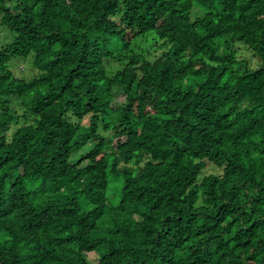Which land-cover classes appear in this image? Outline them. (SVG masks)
<instances>
[{
  "label": "trees",
  "instance_id": "obj_1",
  "mask_svg": "<svg viewBox=\"0 0 264 264\" xmlns=\"http://www.w3.org/2000/svg\"><path fill=\"white\" fill-rule=\"evenodd\" d=\"M0 16V264H264V0H0ZM26 59L29 78L11 69Z\"/></svg>",
  "mask_w": 264,
  "mask_h": 264
},
{
  "label": "rangeland",
  "instance_id": "obj_2",
  "mask_svg": "<svg viewBox=\"0 0 264 264\" xmlns=\"http://www.w3.org/2000/svg\"><path fill=\"white\" fill-rule=\"evenodd\" d=\"M205 10L204 7L198 8L196 5L192 9V14H191V19H195L199 14L203 13ZM11 40V34L8 31L7 27L2 23L1 21V16H0V45H4L6 42ZM154 42V38L151 36L149 40L147 41H138L139 44V49L141 51H145L147 49L151 50L150 53L147 50V56L154 58L156 56H159L161 53V42H155V46L152 45ZM237 57L239 59H246L249 61L250 65L252 67H255L259 64V58L257 56H254L253 52L246 47L244 44L238 43V49H237ZM124 60H116L112 59L109 63L112 69H117L121 66L124 65ZM11 69L14 70L16 73L19 75L25 76V77H32L37 73L36 69L33 67L31 60L26 59V60H14L11 63ZM19 111L22 113V109L18 108ZM87 122V118L84 120V123ZM221 169L217 168L216 166L209 164L204 173L209 174V173H214V172H220ZM114 187V186H113ZM120 192V189H119ZM109 196L115 197L114 193L112 192V189L108 191ZM119 194H118V200H119ZM114 202L112 199L109 200V203L112 204ZM83 205L87 206L86 202H82ZM89 257L91 260H96L98 258V255L94 252L89 254Z\"/></svg>",
  "mask_w": 264,
  "mask_h": 264
}]
</instances>
